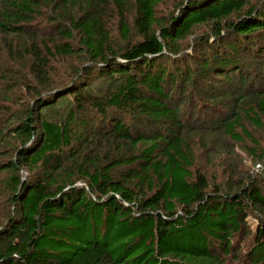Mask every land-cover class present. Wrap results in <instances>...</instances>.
<instances>
[{
    "label": "trees",
    "instance_id": "16d2710c",
    "mask_svg": "<svg viewBox=\"0 0 264 264\" xmlns=\"http://www.w3.org/2000/svg\"><path fill=\"white\" fill-rule=\"evenodd\" d=\"M162 1L0 0L8 64L38 83L22 119L0 123V264H264V166L210 182L186 124L209 123L206 149L220 134L256 143L244 122L264 127V0L158 15ZM57 58L70 74L53 76ZM14 71L7 93L24 86Z\"/></svg>",
    "mask_w": 264,
    "mask_h": 264
},
{
    "label": "rangeland",
    "instance_id": "374dc122",
    "mask_svg": "<svg viewBox=\"0 0 264 264\" xmlns=\"http://www.w3.org/2000/svg\"><path fill=\"white\" fill-rule=\"evenodd\" d=\"M131 2V5L135 0H128ZM180 0H163L157 7L158 15H167L170 11L174 10V6ZM109 16V15H108ZM131 19V18H130ZM107 27L111 30L112 35L115 38V41L119 43L123 42L124 38L120 32V19L115 16H109L106 18ZM132 23V21H131ZM134 34V33H133ZM132 37V35L130 36ZM133 37H136L133 35ZM3 38H0V70H3V73H6V80L1 84V94H0V123L2 128L6 130L7 126L10 123H18L22 116L24 115V109L29 105L30 100L32 99L33 93L30 91L35 90L37 81L34 76H31L30 69L28 67H14L12 69V64H8L9 55L7 50L3 49ZM127 39V38H125ZM25 55H29L26 53ZM28 58H30L28 56ZM21 61V60H20ZM74 60L72 58H57L53 63V67L50 69L53 70L51 73L53 76H59L60 74H70L72 66L74 65ZM76 63V62H75ZM21 65L23 62L21 61ZM17 68L22 71V74L19 73L18 79H20L24 86L16 90V93H7L6 86L9 83L15 82V77L13 73H16L14 70ZM7 90V91H6ZM15 92V91H14ZM16 117L15 119H13ZM122 118L125 122L131 124L129 116L123 115ZM186 119V118H185ZM187 121V120H186ZM201 117L198 121L193 118L192 121L187 122L186 124L191 125V132L188 134L189 141L194 145V155H195V165L192 168L193 170H198L206 174L209 181L213 183H222L228 186L229 183H233L237 178L236 175H239L240 172L245 170H250L251 173L260 175L263 172V168H259L258 164L264 166V127L258 128L252 123L245 120L244 124L253 137L256 139L254 144L248 138H244L239 141L231 140L228 136L224 134L215 135L210 142L209 149L204 147V144L207 141V137L202 136V132L206 133L210 130L209 123ZM133 125V124H131ZM187 125V126H188ZM236 132L240 135L243 134L241 128H237ZM244 135V134H243ZM242 135V136H243ZM203 143V144H202ZM229 148L230 152L227 153L226 149ZM263 156V159H261ZM229 161H237L239 171L234 175L229 174ZM6 179V173H0V222L4 218L6 211V205L4 204L5 196L2 189H5L3 183ZM250 226L252 229L255 226L256 220L251 216L249 218Z\"/></svg>",
    "mask_w": 264,
    "mask_h": 264
}]
</instances>
